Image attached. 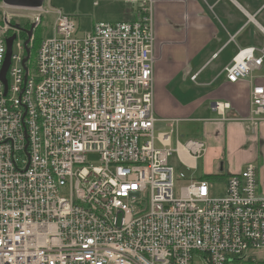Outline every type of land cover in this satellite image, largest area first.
Instances as JSON below:
<instances>
[{
	"label": "built area",
	"instance_id": "2783aa9c",
	"mask_svg": "<svg viewBox=\"0 0 264 264\" xmlns=\"http://www.w3.org/2000/svg\"><path fill=\"white\" fill-rule=\"evenodd\" d=\"M114 1L135 18L82 36L51 0L18 9L34 13L27 58L30 27L14 28L4 11L16 8L0 0V75L15 35L6 86L0 77V264H264L253 254L264 250L256 166L226 175L217 197L169 166L172 128L156 134L153 109L157 0ZM47 15L52 37L31 57ZM223 72L252 82L250 113L264 120V49H239Z\"/></svg>",
	"mask_w": 264,
	"mask_h": 264
},
{
	"label": "crops",
	"instance_id": "0c3cea01",
	"mask_svg": "<svg viewBox=\"0 0 264 264\" xmlns=\"http://www.w3.org/2000/svg\"><path fill=\"white\" fill-rule=\"evenodd\" d=\"M248 47L264 49V0H157L155 131L172 128L168 144L172 148L174 140L177 160L174 167L168 159L169 166L185 181L219 183L218 196L226 175L247 164L256 166L257 191L264 196V120H253L250 113L252 82L230 84L223 72L237 51ZM215 102L229 108L218 115L211 110ZM178 124L193 128L179 133ZM190 141L203 144L199 155L184 146ZM253 254L264 260V250Z\"/></svg>",
	"mask_w": 264,
	"mask_h": 264
},
{
	"label": "rangeland",
	"instance_id": "374dc122",
	"mask_svg": "<svg viewBox=\"0 0 264 264\" xmlns=\"http://www.w3.org/2000/svg\"><path fill=\"white\" fill-rule=\"evenodd\" d=\"M51 7L61 10L62 13L71 17L76 26L79 35H84L90 32L92 27L98 23H114L123 22L133 19L134 6L125 5L115 2L114 0H51ZM1 14L3 11H0ZM12 19L13 24L24 26L29 18H33L34 13L18 10V9H6L4 11ZM2 23L0 22V26ZM34 35L40 39H47L52 37V16H44L40 25L36 28ZM17 52V50H14ZM155 61V60H154ZM193 126L191 124H178L177 129L179 133L191 130ZM157 134V132H156ZM170 148L172 154L169 158V162L172 166L176 163V152L174 146ZM87 163L91 166L98 164V156L95 154H89L86 157ZM176 169V168H175ZM176 173H179L176 169ZM186 178V177H185ZM187 179V178H186ZM221 185L214 183L210 186V193L213 197L220 195Z\"/></svg>",
	"mask_w": 264,
	"mask_h": 264
},
{
	"label": "water",
	"instance_id": "95a60500",
	"mask_svg": "<svg viewBox=\"0 0 264 264\" xmlns=\"http://www.w3.org/2000/svg\"><path fill=\"white\" fill-rule=\"evenodd\" d=\"M2 4L5 7L8 8H16V9H36L41 7L43 0H1ZM14 28L22 30L21 28H19V26L17 24H14ZM34 30V25L32 24L30 26V28L25 31L26 35H27V40L25 41V48H26V55L27 58L29 56V50L27 49V45L29 43V39L33 33ZM15 39V35L10 36L9 38H7L5 40V45H6V54H5V59H4V63H3V67L1 70V80L4 84V86H6V82H5V74L6 71L9 67L10 64V56H11V46H12V42ZM26 58V59H27ZM26 61V60H25Z\"/></svg>",
	"mask_w": 264,
	"mask_h": 264
},
{
	"label": "trees",
	"instance_id": "16d2710c",
	"mask_svg": "<svg viewBox=\"0 0 264 264\" xmlns=\"http://www.w3.org/2000/svg\"><path fill=\"white\" fill-rule=\"evenodd\" d=\"M30 26H29V24H25L23 27H22V29H25V28H29ZM40 38L39 37H37L36 35H34V40H33V45H32V47H31V57L35 54V52H36V49H37V47H38V45H39V43H40ZM205 179L206 180H209V179H213V177H205Z\"/></svg>",
	"mask_w": 264,
	"mask_h": 264
}]
</instances>
